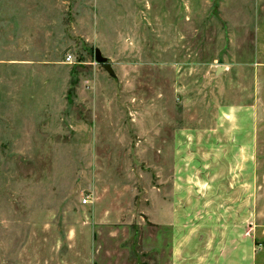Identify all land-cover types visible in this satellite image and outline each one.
<instances>
[{
	"label": "rangeland",
	"instance_id": "1",
	"mask_svg": "<svg viewBox=\"0 0 264 264\" xmlns=\"http://www.w3.org/2000/svg\"><path fill=\"white\" fill-rule=\"evenodd\" d=\"M253 3L0 0V264H166L208 212L262 240Z\"/></svg>",
	"mask_w": 264,
	"mask_h": 264
},
{
	"label": "crops",
	"instance_id": "2",
	"mask_svg": "<svg viewBox=\"0 0 264 264\" xmlns=\"http://www.w3.org/2000/svg\"><path fill=\"white\" fill-rule=\"evenodd\" d=\"M260 1L253 3L256 13L259 5L264 6ZM256 24L259 29L262 23ZM246 217L240 212L204 213L200 242L197 230L187 229L186 235L179 237L178 229L172 228L166 264H264V233L259 240L258 219Z\"/></svg>",
	"mask_w": 264,
	"mask_h": 264
}]
</instances>
